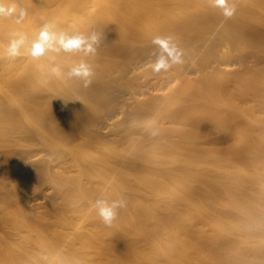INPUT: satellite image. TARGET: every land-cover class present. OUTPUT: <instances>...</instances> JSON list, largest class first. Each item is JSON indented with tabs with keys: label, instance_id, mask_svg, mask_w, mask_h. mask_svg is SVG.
I'll return each mask as SVG.
<instances>
[{
	"label": "bare ground",
	"instance_id": "6f19581e",
	"mask_svg": "<svg viewBox=\"0 0 264 264\" xmlns=\"http://www.w3.org/2000/svg\"><path fill=\"white\" fill-rule=\"evenodd\" d=\"M66 1L69 5L71 4V8L69 6L66 7L68 4L65 6L58 2L49 5L43 0H7L8 4L15 5L17 9H25L27 16L20 24L14 23L11 19H0V40L2 41V43L0 41V52L4 51V46L8 44L10 39L14 38V34L26 32L29 42L36 38L40 29L33 27L30 23L32 18L38 22L36 26L40 27L43 26L45 21L54 22L57 31L63 30L70 34L81 33L85 36L91 35L93 32L101 34V39L94 55H86L83 52H72L65 55L49 53L46 56L34 59L28 54L26 49H21V57L14 60L11 59L14 61V65H17L8 66V78L15 84L13 92L23 104L20 105L18 113L23 116L22 118L27 123L28 121H37V125L36 128L32 127L33 129H31L28 128L31 126L30 122L28 127L22 126L21 124L23 123L19 119L17 121L21 124L16 122L12 108L11 111L6 108V104L9 105L11 103V107L16 105V103L0 90V148H9L4 152L0 149V177L7 174L16 179L15 186L13 185L14 187H10V189L1 188L0 186V206L8 205L9 203L13 204V202H18L19 204V198L22 199V196L26 194L28 196L25 198V204L34 208H40L42 205L48 204L47 200L51 202L49 203L50 205L59 199L61 201L60 204L63 206L69 205V208L73 207V210H77L76 206H80L81 209L82 206H85L93 214V212H96L94 202L97 198H100L102 193L106 194V199L109 195L119 198L127 197L126 190H123L127 187V182L129 181L126 182V178L130 175L138 176L134 178H137L138 182H142L139 188L143 189V191L146 190L145 186L149 183L144 184L143 182L146 183L147 180L142 181L139 175H136L138 169L143 165L149 167L154 175L157 176V184L160 183H158L159 179L157 180V178H163V180L168 181L167 183L170 184L171 190H168V196L160 200L159 204L152 201V206H137L140 210H137L136 206H130L132 212L127 211L125 213H129V215L132 213L131 216L134 215L135 225L138 224L139 226L138 230H151L150 227L153 224H150L149 220L153 219L155 220L154 228L161 227L166 231V235L165 237L163 236L164 238L161 237L158 235V231L153 232V228L151 233L153 232L155 237L158 235L157 239H150L152 234L149 238L150 240H148V248L145 246L146 249L143 247L139 251L137 245L135 246L136 248L138 247L137 250L133 249L135 248L132 245V241L135 239L134 236L131 241L133 248L127 239L132 233V231L127 229L129 227V221L127 220L129 215H124L126 216H123L124 218L121 216L123 218L121 226L126 227V229L125 227L122 229V232L127 230L128 233L124 232L120 235L118 232L120 227L117 226V221L120 218L119 210L113 225H106L103 229L96 226V223L101 220L98 215L93 220L95 223L92 224V221L89 220V222L91 221V227L94 226V228H90V225L87 228L86 222L88 220L84 222L87 214L84 213L86 215L83 218L82 211H79L82 212L81 215H77L74 212L76 216H73L75 218L81 216L83 224H86V226L84 225L85 227L82 226L83 228H81L83 230L91 229L92 231L89 232H92V234L86 231L83 233L79 226V229L74 225L75 228L71 227V223L74 221L72 219V222L70 219L68 220L69 216L67 217L65 212V215L63 213L64 216L61 213L64 219L61 220L59 218L58 220V217L56 219L53 217L55 216V210H47L49 217L48 213H46L47 216L44 215L46 220H52L53 217L54 220H58L60 223L65 221L62 226H56L59 229L56 233L54 232V228L57 229L56 227L49 229V226L47 227L42 222L41 218L45 220L44 217L37 216L33 212L35 216L32 215L33 217L29 218V208L26 209L24 208L25 205H23L20 208V213L26 221L22 225L28 228V232L37 233L41 243L40 248L33 251L31 246H29L30 237L27 238L25 236L28 235L22 233L25 235H23L25 237L23 238L24 243L21 244L20 241L19 243L24 245L26 255L29 254L28 257H31L30 255L32 254L34 257V254L38 253L37 256L35 255V258H39L35 259L38 260L37 264H46L47 261L42 260L41 257H55V250H59L57 249L58 247L61 249L59 245L63 243L65 246L64 238L66 234L64 233L67 229L70 230L69 228L71 227L75 231L76 228L78 229L77 234H75L73 229V232L70 230L72 233V236L70 235L71 238L74 239V235L80 243L76 240L73 243L72 239L73 246L71 244V247L68 245L69 248H67L66 245L67 250L65 252L66 254L72 252L73 255L77 253L76 256L79 254L81 257L83 255L84 259L83 257L79 258V255L78 257L73 256L74 261L73 259L70 260L72 257H66L64 258L65 260L63 259L64 262L66 261L64 264H111L110 261L112 259V264H145V262L148 264H195L190 262L191 254L198 255L199 259L203 260L205 264H264V199L260 197L264 196L261 195L264 194V159H262L264 157H261L260 160H255L251 156L253 153L261 156L264 154V151L259 150L261 147L264 149V133L252 130L254 134H243L244 138L240 137L241 135H236L234 136V138L236 137L235 143L240 140L239 144L238 142L236 143V146L234 141H232L234 143L233 146L228 144L223 149L218 147H215L218 148L215 149L212 146L209 147V150L206 149V151L201 153L198 152V148L195 145L197 141L194 144L193 139L198 136L196 133L203 128H198L201 123L199 121H202V123L206 121L204 119L206 116L202 118L204 120H200L201 118H198V114V117L195 114L198 112L191 110L194 115L193 113L191 114L190 109L188 110L190 113L184 110L190 106L191 109H194L196 108L194 105L197 104L199 106L198 102L195 103L197 101L195 99H199L208 104L200 103V106L203 104L201 107L205 112L206 109H209L206 108L209 104L216 102L217 99L220 100V98H217V94H214L216 97L213 96L217 98L216 100L213 98H210V100L209 96L211 97L214 91L216 93L222 91L228 98L238 101L240 107L243 104H245L243 107H248L247 105L253 103L258 108H256L259 110L258 113L264 114V0H226L227 4L234 5L236 8L235 14L230 18L223 15L222 9L214 7L212 0H83L84 2L90 1L95 4L98 2L100 8L97 12L91 10L88 6L85 7L81 0ZM80 13L84 14L83 16L85 17H78L77 14ZM70 17L73 18L74 25L69 23L68 18ZM145 23L149 26L147 29L143 28ZM177 54H179V62L176 60ZM81 61L93 65L92 82L88 87H84L82 79H68L63 75L73 65ZM47 65H59L62 75L59 77L50 75L48 72L49 68L45 67ZM141 71L147 72L145 78L143 77L144 79L137 75V72ZM218 72L219 76L221 75L220 72L229 75L227 82H223L224 85L221 83L223 87L219 85L220 83H217L221 78L217 79L215 77V80L213 79ZM53 79L57 80L58 84L59 82L62 83L58 89L52 88L50 82ZM157 81L159 82L157 89H150L151 84H157ZM188 81L195 82V84L190 85L193 86L192 88L184 87V83H189ZM35 82L45 83V86L38 85L39 88L42 87L39 89ZM134 86L139 87V92L133 90ZM179 94H182L183 97ZM205 98L207 102L204 101ZM221 99L223 100V97ZM90 104L95 109L89 113V111L85 110L89 108L88 105ZM177 104L179 106H176ZM217 104L221 103L218 102ZM223 104L225 105L226 103ZM205 105L206 107H204ZM175 106L177 110H180L182 106L185 112H183L184 115L182 110H180L181 113L177 111L171 114L170 108ZM197 108L195 109L196 111ZM222 109L225 110L226 108ZM222 109L220 107V110ZM234 109L233 112L229 111V113H234L236 111ZM256 109L254 110L257 111ZM208 111L209 117L207 116L206 119L210 120L212 112L211 110ZM177 113L180 114L177 115ZM175 115L179 118H188L193 115L195 116L194 120L197 118L199 120L193 122V117H191L192 121L190 122L193 123H188L187 127L183 125V122V124L180 123ZM118 116L128 122L132 120V126H127L129 130L117 128L120 126L119 122L122 121H118ZM216 116L217 114L215 113L214 116L212 115L213 119H211L214 122L216 121L214 129L218 130L217 124L219 121L214 119ZM233 116H237V114H233ZM146 118L151 120L149 125H152V127L150 126L152 129H147L148 131L145 127L142 128V123ZM158 118L159 121L157 120ZM152 119H154L153 122ZM213 121L211 123L215 124ZM128 122H126L127 125ZM262 125L260 124L261 127ZM213 126L211 125V127ZM153 131L157 135H151ZM261 131H264V129H261ZM132 132H137L138 135H136L137 138L140 135L139 138L132 137L135 139L130 140L132 136L130 133ZM212 132H209V134ZM222 132L225 134V131ZM175 134L182 139L179 143L177 139H172L173 137L176 138ZM170 135L172 140L169 138ZM212 135L214 139L216 134ZM219 135L217 137L221 138ZM223 137L225 136L222 135V139ZM31 140L42 142L43 147L45 146L44 150L46 148L50 158L41 159L38 157L37 159H32L30 157L27 158L26 154L25 157L18 147L22 143L24 144V142L27 143ZM173 141L175 144H179L175 145L176 147H179L182 142H189L187 144L189 148H184L182 145V149L187 148V150L180 152L182 154L188 151L189 155L186 153L188 160L179 159L181 157L185 158V156H176L173 155L174 153L172 154L173 157L168 156V151L172 149H175L180 154L179 150H181V147L177 150L172 146L174 143L171 144ZM225 142L223 144H226ZM250 143L255 148L254 151H249ZM115 144H118L117 147H115ZM153 144L158 146L157 151L154 150ZM90 145L103 146L105 147V152L94 157L92 156L93 154L90 155L88 153V150H91ZM218 145L217 143L216 146ZM220 145H222L221 142ZM102 150L104 151V149ZM204 152L207 155V160H201V158H206ZM27 153L30 154L29 150ZM199 153L203 154V157ZM42 155L40 154V156ZM177 157L179 158L177 159ZM172 163L176 165L172 166ZM57 167L61 168L63 173L61 171L57 173L59 171L58 169V171L56 170ZM257 170L260 173L262 172V176L258 174ZM73 172L74 174L70 175ZM44 175L48 176L53 185L49 181L51 186H44L41 178L40 181L43 182L42 189L27 194V188L29 190L35 188H30L27 183ZM58 177L60 178L58 179ZM48 179H45V176L43 178V180ZM116 181L121 182L122 187L120 190L117 188L119 185H116L118 183ZM115 182L116 184H113ZM150 183H153V181ZM178 185L185 186L184 190L188 188L187 192L185 193L183 190V193H180V190L178 192V187L182 188V186ZM114 186L117 187L115 188ZM149 189L156 191V193L153 192L155 196H163V194H159L158 189L155 190V188L149 187L147 188L148 193L150 192ZM165 189L167 188L165 187ZM109 191L111 194L108 195ZM122 192L125 195L123 194L122 196L120 194ZM19 193H22L20 197L18 196ZM150 194L153 196L151 192ZM142 195L145 194L142 193ZM50 197H52L51 200L49 199ZM72 203L76 206H71ZM128 203L127 206H129ZM215 203L227 207V209L235 210L246 219V222H236L228 216L216 212L213 206ZM134 207L135 212L137 210L140 213H133ZM72 209V212L66 210V212L71 213V216L73 214ZM124 211L123 209L120 210V212ZM164 211H171L173 215L170 218L164 217ZM2 216L1 214L0 222L3 220ZM88 216L92 218L90 214ZM77 220L80 219L78 218ZM193 220H198L203 224L200 226L195 225L198 221L192 222ZM11 222L14 223V221ZM101 223L103 224V222ZM132 223L131 227H129L131 230L134 229L132 228L134 221ZM7 225L6 228L9 226V229L12 230H10L11 233L9 235L7 234L8 236H12L10 235L13 234L12 232H18L16 231L18 226ZM205 225L211 228L210 231L204 229ZM45 226L49 229L48 231L56 233L55 243L47 242L45 245L44 239L47 231ZM104 229L105 231L108 229V232L104 233ZM62 230H65L64 233H62ZM100 231H102V234ZM96 233L98 234L94 237L96 240L94 238L93 240L98 247L95 246L96 243H93L92 246V240L90 241L91 243H87L88 240L87 244H84L86 239L83 238L84 236L87 238L89 236L90 238V235ZM125 233L127 236L124 235ZM16 234L14 233L13 235ZM142 234L144 233L141 232V235H138L141 237ZM17 235L16 237L18 238ZM122 236H125L124 239ZM0 239L2 240V243L0 242V264H27L26 260L29 264L31 259L34 260L33 257L31 259L26 257V260L22 263L25 257V255H22L23 251L18 250L21 256H17L18 254L16 255L12 250L17 244L13 243L15 244L13 245L12 242L9 244L10 240L8 241L6 233L1 234ZM118 239L120 240L117 241ZM121 239L123 240L121 241ZM142 239L145 238L142 237ZM63 240L64 242H62ZM34 241L36 240L34 239ZM58 242H61V244L58 245ZM89 244L91 245L88 246ZM11 245L14 247H11ZM7 246L9 250H7ZM18 248L20 249V247ZM14 249L16 250V247ZM77 249L81 250V252L79 250L75 252ZM5 251H11L13 254L9 252V255ZM227 252L233 253V257L229 256ZM92 253L95 254V257L98 254L97 257L102 261L96 260V262L92 263L90 260V257L93 259ZM100 254L101 256L99 257ZM20 258H22L21 261ZM62 258L55 257L54 259L57 262L62 260ZM30 264H33V261Z\"/></svg>",
	"mask_w": 264,
	"mask_h": 264
},
{
	"label": "rangeland",
	"instance_id": "374dc122",
	"mask_svg": "<svg viewBox=\"0 0 264 264\" xmlns=\"http://www.w3.org/2000/svg\"><path fill=\"white\" fill-rule=\"evenodd\" d=\"M43 1H45V2H47L49 5H51V4H56L57 2L59 3V4H64L66 7H68L69 6V8H71L70 6H71V4L69 5V3H67V1L66 0H59V1H54V0H43ZM71 2L73 1V0H70ZM74 1H77V0H74ZM83 3V5L85 6V7H89L91 10H94V11H98L99 10V8H100V6L98 5L99 3L97 2V4H95V3H93V2H90V1H83V0H81ZM84 14H82V13H80V14H77V16L78 17H82V18H84L85 16H83ZM100 15H102V14H100ZM101 17V16H100ZM69 19V23L71 24V25H74V23H73V18L72 17H70V18H68ZM30 23L33 25V27H35V28H37V29H41L42 28V26L40 27V26H36L37 24H38V22L37 21H35V19H31L30 20ZM144 27L143 28H145V29H147L149 26L147 25V23H145L144 25H143ZM34 29V28H33ZM23 34H25L26 35V32H22ZM1 41V40H0ZM1 43H2V41H1ZM6 46L7 45H5L4 46V51L3 52H0V90L3 92V93H5L7 96H8V98L10 99V100H12L14 103H16V105H13V106H11L10 107V104L11 103H9V105L8 104H6V108L7 109H9L10 111H11V108H12V110L14 111V112H12L13 113V116H14V119H16V122H18V123H23V124H21L22 126H29V124L31 125V126H29L28 128H31V129H33L32 127H35L36 128V125H37V121L35 122V121H28V123H27V121L24 119V118H22L23 116L22 115H20L19 113H18V111H19V109H20V105H23L22 104V102H21V100H18V98L16 97V95L14 94V92H13V86L15 85V84H13V81H10L9 80V78H8V66H11V67H13V66H16V65H14L15 63H14V61H12V60H14V59H12V60H10V59H8L7 58V56H6V54H5V48H6ZM61 54H63V55H65V54H67L68 52H60ZM19 57H21V55L20 56H18V57H16V58H19ZM15 58V59H16ZM17 61H20V60H17ZM16 61V62H17ZM4 66V67H3ZM45 67H47V68H50L51 66L50 65H47V66H45ZM3 68V69H2ZM138 74V77H140V78H145V76H146V73H145V71H141V72H137ZM217 74V73H216ZM220 76H219V72H218V74H217V76H215L214 75V77H213V79L215 80V77H217V79H220L221 78V80L220 81H217V83L221 86V83H226L227 82V77H229V75H227L226 73L223 75L221 72H220ZM142 76V77H141ZM225 77V78H224ZM143 78V79H144ZM12 80V79H11ZM16 82V81H15ZM189 83H184V87L185 88H192L193 86H190V85H192V84H195V82H193V81H188ZM17 83V82H16ZM36 84H37V87H38V85L39 86H41V85H44L43 83H41V82H35ZM224 83H223V85H224ZM18 84V83H17ZM50 84L52 85V88H54V89H58L59 87H60V85L62 84V83H60L59 82V84H58V81L57 80H55V79H53V80H51V82H50ZM187 85V86H186ZM223 85L221 86V87H223ZM45 86V85H44ZM43 86V87H44ZM159 86V82L157 81V84H151V87H150V89H152L153 90V88H156V87H158ZM189 86V87H188ZM39 88V87H38ZM40 88H42V87H40ZM39 88V89H40ZM137 89V90H136ZM157 89V88H156ZM133 90H135V91H138L139 92V87L137 88V86H134L133 87ZM178 94V93H177ZM214 94H217V98H220V100L219 99H217V98H215L216 97V95H214ZM180 96H182L183 97V95L182 94H179ZM178 95V96H179ZM179 96V97H180ZM213 96H215V97H213ZM181 97V98H182ZM223 97V100L221 99ZM210 98H213L214 100H216L217 99V101L216 102H213L212 104H209V106H207L206 107V105H208V104H206L205 102H203V101H201V100H199V99H195V100H197V101H195V103H199V106H198V104L197 105H194V107L196 106V108H197V106H198V108H199V110H198V108H197V111L195 110L196 108H194V109H191L190 107V102L188 103V105L190 106H187V107H189V108H185L184 110H185V112L187 111V113H190L191 112V114L193 113L192 111L194 110L195 112H198V113H195L196 114V116H197V114H198V118H201L200 120H206V121H204L203 123H202V121H199V122H201L200 123V125H199V127L198 128H200V127H203V128H201L200 130L201 131H199L200 133H201V136H200V133L199 132H197L196 134H198V136L197 137H195V139H193V141H194V144L196 143V141H197V143L195 144L196 145V147L198 148L197 150H198V152H201V153H203L202 151H206V149H208L209 150V147H218V148H220V149H223V148H226L227 146H228V144H229V146H233V144L235 143V138H234V136H240V137H243L244 138V135L243 134H254L253 132H252V130H257V131H255V132H262V133H264V131H261V129H264V125H262V124H264V119H262V118H264V117H262V116H264V114H262V113H258V111L259 110H257L258 108L257 107H255L254 105H253V103H247V104H249V105H247L248 107H243L245 104H243V106L241 105V107L239 106L240 105V103L238 102V101H236L235 99H231V98H228L227 96H225V94L221 91V92H219V93H216V91H214V93H212V95H211V97L209 96V99ZM228 100H227V99ZM224 99H225V101H224ZM211 100V99H210ZM219 100V101H218ZM200 101V102H199ZM204 101H206L207 102V99L205 98V100ZM224 101V102H223ZM193 102V101H192ZM201 102H203V104L205 103L206 105L204 106V107H206V108H209V109H206V111L204 112V110H202V107L201 106H203V104L200 106V103ZM221 103V104H217V103ZM226 103L225 105L223 104V103ZM236 102V103H235ZM216 103V104H215ZM185 104V103H184ZM184 104H182V105H184ZM192 104V103H191ZM230 104V105H229ZM236 105V106H235ZM253 105V106H252ZM176 106H179L178 104L176 105ZM175 106V107H176ZM213 106V107H212ZM231 108H230V107ZM88 107L89 108H87V110H85V111H89V113L90 112H93L94 111V109H95V107L93 108L92 107V105L90 104V105H88ZM91 107H92V109H91ZM175 107H171L170 109V113L171 114H173V113H175V112H177V111H180V110H182V113L184 112L183 111V109H182V106L180 107V110H177V107L175 108ZM204 107H203V109H204ZM218 107V108H217ZM220 107H221V109L222 108H226V109H228L227 111H225V110H220ZM234 107H235V109H234ZM239 107H240V110H239ZM243 107V108H242ZM253 107H254V109H256L257 111H255L254 109H253ZM15 110H14V109ZM179 108V107H178ZM211 108V109H210ZM212 108H214L213 110H212ZM216 108V109H215ZM232 110H230V109ZM247 110H246V109ZM91 109V110H90ZM190 109V110H189ZM218 109H219V111H218ZM233 109L234 110H236L234 113H229V111L230 112H233ZM249 109V110H248ZM93 110V111H92ZM188 110L190 111V112H188ZM192 110V111H191ZM208 110H211V112H212V115L214 116V114L216 113L217 114V116L214 118L215 120H217V121H219L218 122V124H217V129L218 130H215L214 129V127H215V125H216V121L214 122L212 119H213V117H212V115H211V117H210V120H208V118L206 119V117L208 116L209 117V113L208 112H210V111H208ZM200 111V112H199ZM203 111V112H202ZM208 111V112H207ZM184 112V113H185ZM14 113H15V115H14ZM180 113H181V111H180ZM180 113H177V115H179ZM184 113H183V115H184ZM194 114V113H193ZM194 114V115H195ZM200 114V115H199ZM233 114L234 115H236L237 114V116H233ZM242 114V116H240ZM261 114H262V116H261ZM18 115H20V116H18ZM189 115V114H188ZM188 115H187V117H188ZM238 115H239V117H238ZM176 116V115H175ZM206 116V117H205ZM16 117V118H15ZM18 117V118H17ZM177 117V116H176ZM191 117H193V122H195L196 120H199L197 117V119L196 120H194V118H195V116H193V115H190L188 118H183V117H180V118H183V119H180L179 117H177V120L178 121H180V123H182L183 125H185V126H187L188 127V125L189 124H191V123H193V122H190V121H192V119H191ZM205 117V118H204ZM21 118V119H20ZM122 117H117V119H118V121H121V122H119L120 123V126L119 127H117V128H119L120 130H129V128L128 127H131L132 126V120H131V122L129 121H125V119L124 118H122ZM159 118H161V117H159ZM159 118L157 119L158 121H159ZM202 118H204V119H202ZM212 118V119H211ZM218 118V119H217ZM19 119V121H17ZM120 119V120H119ZM124 119V120H123ZM149 118H146L144 121H143V123H142V128H146V130L147 129H149V130H151L152 128V125H149V123H151L150 121V119L148 120ZM162 119V118H161ZM191 119V120H190ZM261 120H262V123H261ZM154 121V119H152V122ZM157 121V123H159ZM211 121H213L215 124H213V123H211ZM26 122V123H25ZM126 122H128V125L126 124ZM161 122H162V120H161ZM156 123V124H157ZM189 123V124H188ZM27 124V125H26ZM144 124H145V126H144ZM260 124L262 125V127L260 126ZM126 125V127H124ZM130 125V126H129ZM147 125V126H146ZM158 125V124H157ZM161 125H163V124H161ZM160 125V126H161ZM211 125H214L213 127H211ZM128 126V127H127ZM151 126V127H150ZM210 126V127H209ZM124 127V128H123ZM207 127V128H206ZM121 128H123V129H121ZM127 128V129H126ZM211 129V130H209V129ZM203 129V130H202ZM221 130V131H220ZM148 131V130H147ZM211 131H213L212 133H210L211 134V136H209L210 134H209V132H211ZM222 131H225V134H227V135H225V134H223V132ZM221 133V134H220ZM133 134H135V135H133ZM138 135V133L137 132H132V133H130V135H132L131 136V138H130V140H134L135 138H132V137H136V139H138L139 138V136H138V138H137V135ZM173 134V133H172ZM212 134H216L215 136L216 137H214V139L212 138L213 137V135ZM220 134V135H219ZM239 134V135H238ZM246 134V135H247ZM204 135V136H203ZM220 136L221 138H218L217 136ZM222 135H224L225 137H223V139H222ZM174 136V135H173ZM175 136H176V134H175ZM228 139H230V140H228ZM110 138V137H109ZM170 139L172 138V136L170 135V137H169ZM217 140H216V139ZM232 138H234L233 140H232ZM238 138V137H237ZM111 139V138H110ZM173 140H175V139H177L178 140V143H179V141H181L182 139H180V138H178L177 136H176V138H172ZM171 139V140H172ZM219 139V140H218ZM222 141H221V140ZM227 139V140H226ZM1 140V139H0ZM113 140V139H112ZM191 140V139H190ZM32 141V142H31ZM30 142H27V143H25L24 142V144L22 143L19 147H18V149L23 153V155L26 157V155H27V158L28 157H30V158H32V159H37L38 157L39 158H41V159H47V158H50L48 155V153L46 152L47 150H46V148H45V150H44V147H43V144H42V142H40L39 143V141L38 140H31ZM38 141V142H37ZM170 141V140H169ZM192 141V140H191ZM210 141H211V143H212V145H211V143H210ZM221 142V144L222 145H220V142ZM226 143V144H223L224 142ZM232 141H234V143H232ZM1 142V141H0ZM175 142H177V141H175ZM229 142V143H228ZM237 142H238V140H237ZM236 142V143H237ZM239 142H240V140H239ZM239 142H238V144H239ZM171 143V142H170ZM174 143V141L171 143V144H173ZM177 143V144H178ZM189 142H182V144L179 146V147H181L182 145L184 146V148L185 147H187V148H189L188 146H187V144H188ZM219 144L218 146H216V144ZM232 145H231V144ZM234 144L235 146L237 145V144ZM128 144H129V142H128ZM170 144V145H171ZM177 144H173L172 146H174L177 150H178V148L179 147H176L177 146ZM117 145L118 144H115V147H117ZM124 145H126V144H124ZM176 145V146H175ZM179 145V144H178ZM215 145V146H214ZM227 145V146H226ZM91 147V150H88V153L90 154V155H92V156H94V157H96V156H99L100 154H102L103 152H105V147H103V146H99V145H96V146H94V145H90ZM99 146V147H98ZM120 146V145H119ZM150 146H152V145H150ZM182 146V147H183ZM208 146V147H207ZM221 146V147H220ZM42 147V148H41ZM96 147V148H95ZM153 147H154V150H158V146L157 145H155V144H153ZM152 147V148H153ZM182 147H181V150H179V153L180 152H184L183 150H187V148L186 149H182ZM249 151H254L255 150V148H253L252 146H251V143H250V145H249ZM252 147V148H251ZM93 148V149H92ZM101 148V149H100ZM149 148H151V147H149ZM218 148H215V149H218ZM1 150H2V152H4L5 150L7 151L9 148L8 147H3V148H0ZM23 149H24V151H23ZM26 149H27V152H28V150H29V153L30 154H28L27 152H26ZM102 149H104V151L102 150ZM180 149V148H179ZM40 150V151H39ZM152 150V149H151ZM172 150H173V152H172ZM172 150H170V151H168V156L170 155V156H172L173 157V155H176V156H178V155H183V156H185V158H182L181 156H179V157H181V158H179V157H177V159L179 158V159H184V161L185 160H188V158H186V157H188V151H185L186 153H180V154H178V151L176 152L175 151V149H172ZM207 150V152H209ZM259 150H262V151H264V149H262V147L261 148H259ZM39 151V152H38ZM43 153H42V152ZM101 151V152H100ZM149 151H150V149H149ZM156 151H154V152H156ZM224 151V150H223ZM38 152V153H37ZM176 152V153H175ZM99 153V154H98ZM174 153V154H173ZM259 153V152H258ZM261 153V152H260ZM26 154V155H25ZM40 154L42 155V156H40ZM173 154V155H172ZM200 154V153H199ZM206 153L204 152V155H205ZM262 154V153H261ZM201 155V154H200ZM203 155V154H202ZM201 155V157H203ZM209 155V154H208ZM257 155H259V156H257ZM252 154L251 156L255 159V160H260V158L261 157H264V154H262V156L260 155V154ZM206 156V158L204 157V158H201V160L203 159V160H207L208 158H207V155H205ZM175 157V156H174ZM259 157V158H258ZM174 159H176V158H174ZM211 159V158H210ZM250 159H252V158H250ZM262 159H264V158H262ZM205 162H207V161H205ZM172 166H175L176 164H171ZM59 171H58V170ZM141 170V172H140V170ZM138 169V172H139V174H137L136 173V175H139V178L142 180V181H146V183L145 182H143L144 184H147V183H149V184H151V185H146L145 187V189L146 190H144L143 191V189H141V188H139L140 187V184L142 183L141 181H137V178H134V177H138V176H133V175H130V176H128L129 177V179H128V177L126 178V182L127 181H129L130 182V180H132L131 182H132V184H131V182L129 183V182H127V187H126V189H122L123 191H125L126 190V193H127V197H123L124 199L125 198H127L126 200H127V203H128V201H129V203H128V205L129 206H127L125 209H123V211L124 210H126V211H124V212H120V210H119V214H120V218L118 219V221H117V226L119 227V234L120 235H122L124 232H127V230L126 231H124V232H122V229L125 227V226H121V224H123V218L124 217H126V216H128L129 215V213L127 214V213H125V212H129V211H131L132 212V206H140V207H142V206H144V205H150V206H152L153 204H151V203H158L159 204V201L160 200H163L165 197H167L168 196V194H169V191L171 190V186H170V184L169 183H167L168 181L167 180H163V178H157V180L159 179V181H158V183L159 184H157V181H156V175H154V173H153V171H151L150 170V168L149 167H147V166H141L140 168ZM56 170L58 171L57 173H60V171L62 172V170H61V168L59 169L58 167L56 168ZM55 170V171H56ZM64 171V170H63ZM257 172H259V170H257ZM63 173V172H62ZM71 173V172H70ZM140 173H142V174H140ZM152 175H151V174ZM262 173V172H261ZM260 172L258 173L259 175L261 174ZM74 174V172L72 173V174H70V175H73ZM151 175V176H150ZM45 176V179H48V176H46V175H44ZM44 176L43 177H39V178H37L38 179V181H37V179H33V180H31V181H29L27 184H28V186L31 188H34V189H28L27 188V190H28V192H26L27 194L28 193H32V192H34V191H39V189L41 190L42 189V187H43V182H44V186L45 185H50L52 182L50 181V179H48V180H43V178H44ZM132 176H133V178H132ZM261 176H262V174H261ZM8 177V178H7ZM11 175H7V174H5L4 176H2V177H0V186H1V188H5V189H10V187L12 188V187H14L15 186V184H16V179L14 178V177H12ZM143 177V178H142ZM149 177V178H148ZM150 177H153V178H150ZM41 178H42V181H40L41 180ZM60 177H58V179H59ZM92 178V177H91ZM95 179V178H94ZM135 179V180H134ZM145 179V180H144ZM151 179H153L152 181H153V183H150V182H152V181H150ZM93 180V179H92ZM162 180V181H161ZM6 181V182H5ZM46 181V182H45ZM49 181L51 182V183H49ZM165 181V182H164ZM2 182V183H1ZM39 182V183H38ZM48 182V184H46ZM116 182H118L117 184H116ZM115 183H113V184H116V185H119V187H117L118 188V190H120L121 189V182H119V181H116ZM155 182V183H154ZM41 183V184H40ZM138 183V184H137ZM38 184H39V186H40V188H39V186H38ZM155 184V185H154ZM162 184V185H161ZM182 184V183H181ZM14 185V186H13ZM52 185H53V183H52ZM159 185V186H158ZM51 186V185H50ZM112 186V185H111ZM178 186H182V188H180V187H178V192H179V190H180V193H183L182 192V190L186 193L187 192V190H188V188H186L185 190L183 189L185 186H183V185H178ZM61 187V186H60ZM59 187V188H60ZM113 187V186H112ZM115 187V186H114ZM115 187V188H116ZM155 188V190H157L158 192H159V194L161 193V194H163V196L162 195H159L160 197H158V195L157 196H155L154 195V193H156V191L154 192V190L153 189H149V191L153 194V196L150 194L149 195V193H148V190H147V188ZM158 187V188H157ZM165 187L167 188V189H165ZM62 188V187H61ZM136 188H137V190L139 191H137L136 190ZM160 188H162V189H160ZM177 188V187H176ZM180 188V189H179ZM173 189H175V188H173ZM143 192H142V191ZM152 190V191H151ZM164 190V191H163ZM169 190V191H168ZM177 190V189H176ZM138 192V194H137V192ZM147 193H146V192ZM166 191H168V192H166ZM118 192H120V191H118ZM129 192V193H128ZM144 193L145 195H142V193ZM154 192V193H153ZM139 193H141L140 195H139ZM21 194L22 193H19V197L21 196ZM109 194H111L110 193V191H109V193H108V195ZM119 194V193H118ZM120 194H122V196H123V194L125 195V193L124 192H122V193H120ZM26 194H24L22 197L24 198H19L20 200V202H19V204H18V202L17 203H14L13 202V204L11 205L10 203L8 204V205H1L0 206V216H1V214L3 215L2 216V219L3 220H1L2 222H0V235L1 234H5L6 233V236H7V238H8V241L10 240V242H8L7 240H5V239H3V240H5V242H8L9 244H11V242H12V244L13 243H15V244H17V246L15 245V244H13V245H15V247H16V250L14 249L15 247L13 246V245H11V247H14L12 250L14 251V253L17 255V256H21V254H19V252L20 251H18V250H22L23 251V254L22 255H25V257L23 258L24 260H22V258H20V261L22 260V263L26 260V257H28L29 256V254L28 255H26V253H25V251H24V245H20V243L21 244H23L24 243V239L23 238H25V237H27V238H29L30 237V244H29V246H31V249L34 251H36L37 249H39L40 247V238L39 237H37L38 236V234L37 233H35V232H28L27 231V227L26 226H24V225H22V224H24L25 223V221H26V219H24V217L22 216V214L20 213V208L21 207H23V205H25L24 206V208H26V209H28L29 208V212H28V215L30 216L29 218H31V217H33L32 215H37V216H42V217H44V215H46V213H48L47 215H48V217H49V212L47 211V210H55L54 211V214H55V216H53V217H55L54 219H56L57 217H58V220H59V218H61V220L62 219H64V217H62V216H64L65 215V213H66V215H67V217H65V218H67L68 220L70 219V221H71V219H72V221H74V222H72V223H74V224H72L71 223V227L74 225L75 227H82V226H86V224L88 225L87 226V228H89V225H90V222L93 224V223H95V222H93V220L95 219V217L97 216V213L96 212H93V214L92 213H90L91 211H89V210H87L86 208H85V206H82V209H81V207L79 206H76L75 204V206L77 207V210H73L72 208V210H73V214H72V216H71V213L70 212H66V210H69V211H71V209L69 208V205H65V206H63V205H61L60 204V202L61 201H59V199L56 201V202H54L53 204H50L49 205V203H51L49 200H47L48 201V204H46V205H42L40 208L38 207H36V208H34V207H32V206H30V205H27V204H25L26 202H24L25 201V198L28 196V195H26ZM106 195V194H105ZM103 193L100 195V198H103V199H106V196H105ZM113 195V194H112ZM116 195V194H115ZM148 195V196H147ZM261 195H264V194H261ZM52 196V195H51ZM54 196V195H53ZM105 196V197H104ZM118 196V195H117ZM121 196V195H120ZM140 196V197H139ZM142 196H143V198H142ZM147 198H146V197ZM162 196V197H161ZM260 196V195H259ZM111 197H113L112 199H110ZM149 197H150V199H149ZM258 197V196H257ZM262 199H264V196H260ZM259 197V198H260ZM51 198L52 197H50L49 199L51 200ZM131 198V199H130ZM54 199V198H53ZM117 199H120L119 197H114V196H111V195H109V196H107V199L106 200H108L109 202H111V201H113V200H117ZM148 199V200H147ZM153 199V200H152ZM155 199H156V201H155ZM159 199V200H158ZM133 200V201H132ZM53 201V200H52ZM153 201V202H152ZM133 202V204H131ZM45 203H46V201H45ZM44 203V204H45ZM134 203H136V204H134ZM139 204V205H138ZM15 205V206H14ZM73 205V203L71 204V206H74ZM131 206V207H130ZM214 206V209H215V211L216 212H219V213H221V214H224L225 216H228L231 220H234V221H236V222H240V223H245L246 222V219L243 217V216H241L238 212H236L235 210H233V209H231V208H228L227 209V207H223V206H220V205H218V204H214L213 205ZM16 207H18V208H16ZM84 207V208H83ZM9 208V209H8ZM54 208V209H53ZM61 208V209H60ZM139 207H137V210H140V208L138 209ZM224 208H226V209H224ZM6 209V210H5ZM14 209V210H13ZM17 209V210H16ZM63 209V210H62ZM74 209H75V207H74ZM83 209H86V210H83ZM61 210H62V212H61ZM137 210H136V212H137ZM15 211H16V213H15ZM31 211V212H30ZM79 211H82L83 212V214H82V212H79ZM33 212H34V214H33ZM42 212H44V213H42ZM52 212V211H51ZM65 212V213H64ZM72 212V211H71ZM74 212L75 213H77V215H81L82 214V217L84 218V216H85V218L84 219H86V220H84V222H86L87 220V222H86V224H83L84 222H82V217L81 216H79L78 218L81 220H77L78 218H75L74 216H76V214L74 215ZM79 212V213H78ZM136 212H135V207H134V212L133 213H135L136 214ZM166 214H165V213ZM163 213V215H164V217H167V218H170L173 214H171L172 212L171 211H164ZM31 213V214H30ZM61 213H62V216H61ZM63 213H64V215H63ZM68 213V214H67ZM84 213H86V214H84ZM137 213H140L139 211L137 212ZM15 214V215H14ZM43 214V215H42ZM91 215L92 216V218H89L90 216H88V215ZM132 214V213H131ZM131 214L128 216V218H127V220L129 221V227H131L130 225L131 224H133L132 223V221H134V225H133V227L132 228H134L135 229V231H134V229H130L128 226V228L127 229H129L130 231H132V233H131V235L129 236V238H127L128 240H129V243H130V245L132 244V242H133V246L135 247L136 245L139 247H137L138 248V250L140 251V250H142V249H140V248H145L146 249V247L145 246H147V248H148V240H150V239H154V238H156L157 239V237H158V235H160L161 237H165V235H166V231L164 230V229H162L161 227L160 228H154V224H155V220H153V219H151V220H149V222H150V224L152 223L153 225L150 227V229L151 230H142V231H140V230H138L139 229V226H138V224H136L135 225V223H136V220H134V215H132L131 216ZM227 214V215H226ZM34 215V216H35ZM46 215V216H47ZM74 215V216H73ZM124 215H126V216H124ZM166 215V216H165ZM168 215V216H167ZM88 216V217H87ZM123 218H122V217ZM39 217V218H40ZM50 217H51V215H50ZM53 217H52V220L50 219V218H48V219H50V220H46V218L44 217V219L45 220H43V218H41L42 219V222H44L45 223V225L49 228V229H51V228H53V227H58L59 225H63L64 224V222L65 221H61V223L60 222H58V220H54L53 219ZM87 217V218H86ZM129 217H131V218H129ZM243 217V218H242ZM15 218V219H14ZM6 219V220H5ZM66 220V219H65ZM77 220V221H76ZM89 220H91L90 222H89ZM153 220V221H152ZM4 221H6V222H4ZM11 221H14V223L13 222H11ZM23 221V223H21ZM67 221V220H66ZM122 221V223H120ZM196 221H198V220H196ZM196 221H192V222H196ZM4 222V223H3ZM10 222V223H9ZM102 222V220H100L98 223H96V226H98L100 229H103V228H105L106 227V225L103 223H101ZM6 223V224H5ZM43 223V224H44ZM80 223H82V224H80ZM89 223V224H88ZM100 223H101V225H100ZM200 222L198 221V223H195V225H201V224H203V223H200ZM2 224V225H1ZM9 224H13V225H15V226H18L17 228V230L16 231H18V232H12L13 234L15 233H17L16 235L18 236V238L16 237V235H13V234H10V235H12V236H8L9 235V233H11L10 232V230L11 229H9V226L8 225ZM20 224V225H19ZM118 224H120V225H118ZM194 224V223H193ZM6 225L8 226L7 228H6ZM2 226V227H1ZM20 226H22V227H20ZM45 226V227H46ZM61 226H60V229H61ZM73 226V228H75ZM84 226V227H85ZM92 225H90V228H94V226L93 227H91ZM19 227H20V230H21V232H20V230H19ZM47 227H46V229H47ZM56 227V228H57ZM69 228L71 231H72V229L73 228ZM79 227H78V229H79ZM156 227H159V226H156ZM207 229H206V228ZM6 228V229H5ZM25 228V229H24ZM83 228V227H82ZM81 228V230L83 231V233H85V231L87 232V233H90V234H92V232H89V231H92L91 229L90 230H88V229H86V230H83ZM154 228V229H153ZM209 228V229H208ZM4 229V230H3ZM49 229H47V231L45 232V236H46V238L48 239H44V242H45V245H46V243L47 242H49V243H51V244H53V243H55V239H56V237H55V234L57 233V231L59 230L58 228L57 229H55L54 228V232H56V233H54L53 231H48ZM77 228H76V231H75V229H73L74 230V232H75V234H77L76 232H77V230H78ZM85 229V228H84ZM125 229H126V227H125ZM154 231H153V230ZM204 229L205 230H208V231H210V227H208V225H205L204 226ZM5 230H6V232H5ZM22 230H23V232H22ZM70 230H62V233H64V231H65V233L64 234H66V236H65V242H64V240L62 241V242H64L65 243V246L63 245V243L61 244V242L59 243H57L58 245L59 244H61V245H59V246H61V249H60V247H58L57 249H59V250H55V254H54V252H53V254L55 255V257L56 258H61V257H63L62 258V261H63V259L64 258H66V257H72V258H70V260L71 259H73V261L75 260L74 259V257L73 256H76V254L77 253H75V255H73L72 254V252H68V251H70V250H68L67 252V254H66V250H67V248H69V247H71V246H73V243H75L76 241H79V240H77L76 239V237L73 235V237H74V239L73 238H71V236H72V233H71V231ZM108 230V229H107ZM106 230V231H107ZM12 231V230H11ZM80 231V230H79ZM106 231H105V229H104V233H106ZM129 231V232H130ZM151 231H153L154 233L155 232H157L158 233V235L155 237V235H154V233L152 232L151 233ZM1 232H3V233H1ZM48 232V233H47ZM50 232H52V233H50ZM68 232V233H67ZM71 234H70V233ZM73 232V231H72ZM101 232V234H102V231H100ZM99 232V233H100ZM108 232V231H107ZM133 232H135V233H133ZM141 232L142 233H144V234H142V236L140 237V235H141ZM148 232V233H147ZM160 232H161V234H160ZM21 233V235H19ZM22 233H24V234H27L28 236H25L24 234H22ZM31 233H33V234H31ZM81 233V232H80ZM93 233H95V232H93ZM128 233V232H127ZM156 233V234H157ZM8 234V235H7ZM35 234H37V235H35ZM44 234V233H43ZM74 234V233H73ZM130 234V233H129ZM135 234V235H134ZM138 234H140V235H138ZM153 234V235H152ZM23 235L25 236V237H23ZM34 235V236H33ZM71 235V236H70ZM88 235V234H87ZM96 235H98L97 233L96 234H93V235H90L91 237L89 238V236H88V238L86 237V236H84L83 238L85 239V242H84V244H87V243H89L91 240H92V246H93V243H96V242H94V240H93V238L96 236ZM125 236H127L126 235V233L124 234ZM152 235V236H151ZM15 236V237H14ZM32 236V237H31ZM124 236V237H125ZM133 236H134V238H133ZM145 236V237H144ZM150 236H151V238H150ZM2 237V236H1ZM37 237V238H36ZM55 237V238H54ZM123 237V236H122ZM124 237H123V239H124ZM142 237L143 238H145V239H142ZM163 237V238H164ZM6 238V237H5ZM20 238V239H19ZM33 238V239H32ZM66 238H67V240H66ZM98 238H99V236H98ZM97 238V239H98ZM118 238H120V237H118ZM138 240H137V239ZM150 238V239H149ZM2 239V238H1ZM0 239V242L2 241ZM34 239L36 240V241H34ZM72 239H73V241H72ZM95 239V238H94ZM123 239H121V241L123 240ZM126 239V240H127ZM134 239V240H133ZM162 239V238H161ZM22 240V241H21ZM76 240V241H75ZM89 240V241H88ZM96 240V239H95ZM120 239H118L117 241H119ZM133 240V241H132ZM17 241V242H16ZM19 241H20V243H19ZM32 241H34L33 243H32ZM88 241V242H87ZM132 241V242H131ZM135 241H137V242H135ZM4 242V243H5ZM71 242V243H70ZM73 242V243H72ZM87 242V243H86ZM145 242H147L146 244H145ZM2 243V242H1ZM7 243V244H8ZM78 243V242H77ZM79 243H80V241H79ZM82 244H83V242H81ZM91 243V242H90ZM135 243V244H134ZM138 243V244H137ZM35 244H37V245H35ZM44 244V243H43ZM72 244V245H71ZM83 244V245H84ZM49 245V244H48ZM66 245H67V248H66ZM68 245H69V247H68ZM71 245V246H70ZM91 244H89L88 246H90ZM131 245V247L133 248V246ZM78 246H79V244H78ZM82 246V245H81ZM95 246H97V243L95 244ZM8 247V246H7ZM9 247H10V245H9ZM9 247H8V249L7 250H9ZM18 247H20V249L18 248ZM80 247V246H79ZM78 247V248H79ZM83 247V246H82ZM84 247H87V246H84ZM98 247V246H97ZM74 248H76L75 246H74ZM137 248L135 247V248H133V249H136L137 250ZM11 249V248H10ZM72 249V248H71ZM81 249V248H80ZM11 250V251H12ZM61 250V251H60ZM78 250L79 249H77V250H75V252L77 251L78 252ZM82 250V249H81ZM81 250H79V252H81ZM11 251H7L8 252V254H9V252L11 253ZM18 253H17V252ZM22 251H21V253H22ZM72 251V250H71ZM6 252V251H5ZM6 252V253H7ZM38 252H39V250H38ZM74 252V251H73ZM228 254H229V256H232L233 255V253L231 254V252H227ZM4 255H5V253H3ZM7 254V255H8ZM11 254H13V252L11 253ZM37 254L38 253H36V254H34V257H33V255L31 254L30 256L31 257H28V258H32L33 257V259L34 260H32L31 259V261L30 262H32L33 261V264H37V262H38V260H35V259H37L38 257H36L35 258V255L37 256ZM94 253H92L91 254V256H93V259L90 257V260L92 261V263L93 262H96V260L97 261H102L100 258H98L97 257V255H96V257H97V259H95L96 257H95V254L93 255ZM10 255V254H9ZM62 255V256H61ZM79 255V254H78ZM78 255L76 256V257H78ZM39 256V255H38ZM61 256V257H60ZM85 256V255H84ZM90 256V255H89ZM101 256V254L99 255V257ZM54 256H51V257H48V258H50L49 260H47V263L46 264H57V262H56V260L54 259L55 258ZM75 257V258H76ZM81 256L79 255V258H80ZM82 257H83V255H82ZM81 257V258H82ZM95 257V258H94ZM233 257V256H232ZM27 258V259H28ZM78 258V259H79ZM86 258V257H85ZM106 258V257H105ZM196 258V259H195ZM200 257L198 256V255H196V254H191L190 255V262H194L195 264H205V262L203 261V260H200L199 259ZM39 259V258H38ZM53 261H52V260ZM68 259V258H67ZM83 259H84V257H83ZM88 259V258H87ZM104 259V258H103ZM65 260V259H64ZM82 260V259H81ZM89 260V261H90ZM113 260V259H112ZM110 261V259H109V261H110V263L112 264L113 263V261ZM19 261V262H20ZM29 261V260H28ZM35 261H36V263H35ZM68 261V260H67ZM79 262H80V260H78ZM90 261V262H91ZM30 262H29V264H30ZM66 262V261H65ZM64 262V263H65ZM70 262V261H69ZM69 262H67V263H69ZM87 262V261H86ZM201 262V263H200ZM26 263L28 264V262H27V260H26ZM71 263V262H70ZM73 263V262H72ZM74 263H76V262H74ZM149 263H151V262H149ZM21 264V263H20ZM83 264V263H82ZM86 264V263H85ZM109 264V263H108ZM145 264H148V263H146L145 262ZM153 264V263H152Z\"/></svg>",
	"mask_w": 264,
	"mask_h": 264
},
{
	"label": "clouds",
	"instance_id": "9594fccd",
	"mask_svg": "<svg viewBox=\"0 0 264 264\" xmlns=\"http://www.w3.org/2000/svg\"><path fill=\"white\" fill-rule=\"evenodd\" d=\"M214 7L222 9L223 15L227 18L232 17L236 8L234 5H229L226 0H212ZM27 16V11L23 8L17 9L15 5L8 4L7 0H0V19H11L14 23L20 24ZM101 39V34L93 32L91 35L85 36L81 33L70 34L67 31H57L56 24L52 21H45L38 35L31 42L25 34H14V38L10 39L6 48L5 54L8 59H15L21 55V49H26L28 54L34 59L46 56L49 53L59 54L63 52H83L84 54L96 53V47ZM179 62V54L176 57ZM93 65L84 61L73 65L63 75L68 78L82 79L84 87L91 84V76L93 75ZM52 76L59 77L62 75V70L59 65H53L48 69ZM151 135L155 136L157 133L153 131ZM94 207L97 215L102 222L107 226H112L118 210L127 207V200L120 198L109 202L103 198H97L94 202ZM42 260L47 261V256H42ZM57 264H64V261L59 260Z\"/></svg>",
	"mask_w": 264,
	"mask_h": 264
}]
</instances>
